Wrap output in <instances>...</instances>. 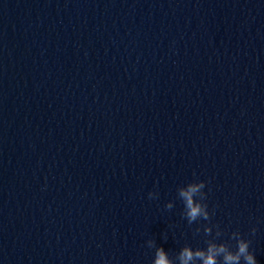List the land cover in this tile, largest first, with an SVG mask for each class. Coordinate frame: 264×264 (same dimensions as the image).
I'll list each match as a JSON object with an SVG mask.
<instances>
[{"label": "water", "instance_id": "1", "mask_svg": "<svg viewBox=\"0 0 264 264\" xmlns=\"http://www.w3.org/2000/svg\"><path fill=\"white\" fill-rule=\"evenodd\" d=\"M193 179L264 264V0H0V264L203 247Z\"/></svg>", "mask_w": 264, "mask_h": 264}, {"label": "clouds", "instance_id": "2", "mask_svg": "<svg viewBox=\"0 0 264 264\" xmlns=\"http://www.w3.org/2000/svg\"><path fill=\"white\" fill-rule=\"evenodd\" d=\"M207 183L204 180L193 179L176 188L175 199L169 200L164 208L171 211L176 207L177 201L182 204L181 218L187 225H195L194 235H203L204 246L193 247L183 244L175 256H170L162 245L156 240L146 241L149 249H154L151 264H258L256 255L251 248L252 241L240 231L228 233L227 239L224 229L219 224L212 223L214 211L209 209L207 203ZM148 198L159 199L158 191H149ZM257 228H251L255 234ZM167 239V236H164Z\"/></svg>", "mask_w": 264, "mask_h": 264}]
</instances>
